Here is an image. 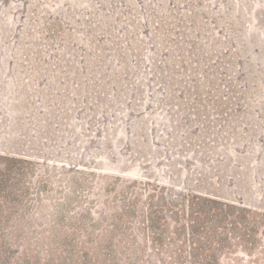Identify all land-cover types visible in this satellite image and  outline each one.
Returning <instances> with one entry per match:
<instances>
[{
	"label": "rangeland",
	"instance_id": "rangeland-1",
	"mask_svg": "<svg viewBox=\"0 0 264 264\" xmlns=\"http://www.w3.org/2000/svg\"><path fill=\"white\" fill-rule=\"evenodd\" d=\"M0 264H264V0H0Z\"/></svg>",
	"mask_w": 264,
	"mask_h": 264
}]
</instances>
